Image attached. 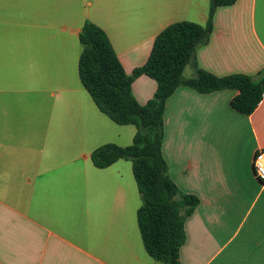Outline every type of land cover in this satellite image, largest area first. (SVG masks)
I'll use <instances>...</instances> for the list:
<instances>
[{
	"label": "crops",
	"instance_id": "obj_1",
	"mask_svg": "<svg viewBox=\"0 0 264 264\" xmlns=\"http://www.w3.org/2000/svg\"><path fill=\"white\" fill-rule=\"evenodd\" d=\"M209 10L210 0H0V264H163L143 244L132 163L92 162L101 146L132 145L137 130L113 122L82 85L79 35L88 21L103 29L132 76L167 27L206 26ZM196 66L258 77L264 0L218 8L187 79ZM157 87L141 76L132 92L146 105ZM238 95L180 85L166 103L168 174L200 201L180 264H264V184L253 168L264 99L245 115L232 107Z\"/></svg>",
	"mask_w": 264,
	"mask_h": 264
},
{
	"label": "trees",
	"instance_id": "obj_2",
	"mask_svg": "<svg viewBox=\"0 0 264 264\" xmlns=\"http://www.w3.org/2000/svg\"><path fill=\"white\" fill-rule=\"evenodd\" d=\"M238 1L210 0L206 26L178 22L167 27L156 38L147 63L132 76L126 73L103 29L88 21L79 35L82 85L102 113L118 125L137 130L132 145L101 146L92 153V162L99 169L120 160L132 163L142 199L137 218L143 244L150 257L163 264H180V251L187 240L186 219L200 203L196 196L183 193L168 174L163 155L168 99L180 85L202 94L237 90L232 107L245 115L253 114L264 99V71L256 78L241 74L218 77L196 66L194 78L184 77L186 67L195 62L198 48L210 40L216 10ZM141 76L158 83L146 105H141L132 92L134 80Z\"/></svg>",
	"mask_w": 264,
	"mask_h": 264
},
{
	"label": "built area",
	"instance_id": "obj_3",
	"mask_svg": "<svg viewBox=\"0 0 264 264\" xmlns=\"http://www.w3.org/2000/svg\"><path fill=\"white\" fill-rule=\"evenodd\" d=\"M253 168L256 178L264 184V150H259L255 154Z\"/></svg>",
	"mask_w": 264,
	"mask_h": 264
},
{
	"label": "rangeland",
	"instance_id": "obj_4",
	"mask_svg": "<svg viewBox=\"0 0 264 264\" xmlns=\"http://www.w3.org/2000/svg\"><path fill=\"white\" fill-rule=\"evenodd\" d=\"M69 63H71L70 61H68V60H64V59H62V68H63V66L65 65V64H69ZM190 76V69L189 68H187L186 69V72H185V74H184V77L185 78H188ZM130 128H136V127H130Z\"/></svg>",
	"mask_w": 264,
	"mask_h": 264
}]
</instances>
